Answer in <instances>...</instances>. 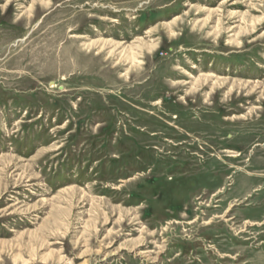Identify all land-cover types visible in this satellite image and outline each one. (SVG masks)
I'll return each mask as SVG.
<instances>
[{
  "label": "rangeland",
  "instance_id": "1",
  "mask_svg": "<svg viewBox=\"0 0 264 264\" xmlns=\"http://www.w3.org/2000/svg\"><path fill=\"white\" fill-rule=\"evenodd\" d=\"M0 264H264V0H0Z\"/></svg>",
  "mask_w": 264,
  "mask_h": 264
}]
</instances>
